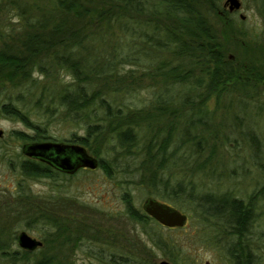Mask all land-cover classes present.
<instances>
[{"label":"trees","instance_id":"1","mask_svg":"<svg viewBox=\"0 0 264 264\" xmlns=\"http://www.w3.org/2000/svg\"><path fill=\"white\" fill-rule=\"evenodd\" d=\"M254 1L263 27L250 39L252 55L242 57L235 47L251 45L247 30L217 0H0V111L34 131L14 130L19 139L83 145L111 176L114 160L104 149L119 151L135 163L136 183L150 196L176 207L191 203L202 229L227 237L234 264H262L264 228L256 227L264 184L248 199L219 188L244 167L239 137L246 136L237 133L259 149L254 128H239L251 105L263 107L264 0ZM142 88L152 89L144 103L137 97ZM56 120L82 131L60 139L48 131ZM19 166L28 177L57 178L42 161L24 159ZM122 199L152 245L184 264L185 249L169 233L179 227L143 211L130 191ZM43 221L52 229L34 250L10 247L8 225L0 223V264H78L59 246L102 236L93 222L52 215ZM63 231L57 250H50ZM139 250L86 253L99 254L104 264H156L153 248Z\"/></svg>","mask_w":264,"mask_h":264},{"label":"rangeland","instance_id":"2","mask_svg":"<svg viewBox=\"0 0 264 264\" xmlns=\"http://www.w3.org/2000/svg\"><path fill=\"white\" fill-rule=\"evenodd\" d=\"M241 1V8L234 10L229 9L228 4L225 3L226 0H217V3L222 9L230 13V16L236 20L238 27L241 26V28L247 30L248 38L246 36V39L251 42L250 39L254 34L262 29L263 19L254 0ZM221 15H224L223 11H221ZM251 47H254L253 42L250 46L246 43L244 46L235 47L236 49L233 45V48L242 57L252 55L253 49ZM151 91V88L140 89L137 94L138 100L142 103L146 102L151 97ZM261 98L263 107L259 110L251 105L248 115L244 118V123L239 126V128L245 127L246 129L249 127L254 128L256 135L259 137V149L255 152V148L248 145L250 141L248 134L237 133L238 136H246L244 141L239 137L244 167H239L232 176L223 178L219 187L221 192L231 190L235 195L245 199H248L250 193L259 190L264 184V88H262ZM207 107L209 109L214 108L213 98L207 102ZM0 130L2 131L0 135V218L3 219L0 223L4 226L8 225L5 235L9 239L10 247L16 248L20 245L15 236H18L22 231L43 241V233L52 229L49 224H44L43 220L45 218L38 213L40 210L28 209L24 206L26 199L23 201V198L20 197L25 194L32 195L37 199L38 204L44 198L43 195L47 196L45 198L49 199V203L46 208L48 207L49 214L58 216L57 211L59 209L57 210L55 204L51 201L58 194L59 184L57 176V178L47 179L44 177H28L21 173L19 166V160L23 157L21 146L28 141L19 139L14 130L33 133L32 129L22 121L0 111ZM73 130L82 131L71 124H65L58 120L54 121L48 129L49 133L60 139L68 137ZM104 150L106 159L114 160L110 162L113 168L112 176L107 174L104 168L97 167L92 170H81L73 178H66L64 182V194H66L67 199L65 210L67 219L65 218V220L67 221L68 218L70 220L79 219L80 222L85 221L87 225L93 222L96 224V228H99L102 236L100 240L92 239V241L85 237L79 246L69 243L59 246L58 249L61 250L60 252L64 257L68 254L70 259L78 264H104L98 259L99 254L92 256L86 253L87 249H96L97 253L102 255L111 252L130 254L136 253L137 250L142 248L143 244H146L148 247L153 248L155 252L153 260L156 264L163 259L171 261L160 249L152 245L144 226L134 222L126 215L125 202L122 199L125 190L132 193L134 203L137 206H141L145 198L150 196V191L145 185L136 183L139 174L135 171V163L123 159L121 153L117 150L115 152L114 149ZM91 155L96 157L94 154ZM10 160H12L13 165L10 164ZM239 162L242 163L241 158ZM228 164L230 167L234 166L231 162ZM221 167L225 168V166ZM28 202L27 204L30 206L31 202ZM177 208L185 212L188 218L183 226L171 230L169 233H172L185 249L182 258L183 263L231 264L226 250L228 238L221 235H210L209 230L206 232L202 229L198 217L199 213L191 203H181V206L177 205ZM257 211L260 218L256 228L261 231L264 228L263 196L258 198ZM6 218L11 221L7 223ZM97 224H99V227H97ZM166 231L168 232V230ZM199 232L201 233L200 237L198 236ZM66 233V231H63L57 241H52V245L48 246L49 249L57 250L58 241L62 240ZM112 238L122 243L123 248L109 245L106 239L111 240Z\"/></svg>","mask_w":264,"mask_h":264},{"label":"water","instance_id":"3","mask_svg":"<svg viewBox=\"0 0 264 264\" xmlns=\"http://www.w3.org/2000/svg\"><path fill=\"white\" fill-rule=\"evenodd\" d=\"M230 10L239 9L241 0H226ZM242 17H244L242 15ZM2 131L0 130V134ZM23 153L37 157L51 165L73 172L78 167L87 166L95 168L98 165L97 157L91 155L83 145L63 144L58 141H33L23 144ZM143 209L157 221L167 227H181L188 215L176 206L154 196H148L143 201ZM18 243L21 247L34 250L43 244L41 239L22 231L18 234ZM157 264H176L169 260H160Z\"/></svg>","mask_w":264,"mask_h":264},{"label":"flooded vegetation","instance_id":"4","mask_svg":"<svg viewBox=\"0 0 264 264\" xmlns=\"http://www.w3.org/2000/svg\"><path fill=\"white\" fill-rule=\"evenodd\" d=\"M1 135V134H0ZM61 143H63V144H78V143H75V142H67V141H65V140H63ZM21 147H23V144H22V146ZM21 154H22V159L21 160H19V164H20V162L22 161V160H24V159H32V160H35V161H42V162H44V163H46V164H48L50 167H52L53 168V171H52V173H54V174H57V177H58V184H59V187H58V194H57V196H56V198L55 199H53V201H51V202H53L54 204H55V207L57 208V210L59 209V211H57V213H58V218L60 219V220H63V221H65V218H66V212H65V210H66V194H64L65 193V191H64V182H65V179L66 178H73L74 176H76V174H78L81 170H92V169H96L97 167H101V166H97V167H95V168H90V167H87V166H82V167H78L75 171H73V172H69V171H65V170H63V169H60V168H57V167H55V166H53V165H51L50 163H48V162H46V161H43V160H41V159H39V158H37V157H33V156H28V155H26L25 153H23V151H22V149H21ZM10 164H12L13 165V162H12V160H10ZM48 169V168H47ZM52 170V169H51ZM57 171V172H56ZM42 177H44V178H47V179H51L52 177H50V176H48V175H43ZM43 199H41V201H40V203H38L37 204V202H36V200L37 199H35V197L34 196H32V195H29V194H25L23 197H20V198H23V201H24V199H26V201H25V206L28 208V209H30V210H40L38 213H40L39 215H41L42 217H44L45 219L46 218H48L49 216H50V214H49V212L50 211H48V207L46 208V206L48 205V203H49V199H46L45 197H47V196H44L43 195ZM28 201H30L31 202V205L29 206V204H27V203H29ZM142 204H143V202H142ZM141 208L143 209V206L141 205ZM143 211H145L144 209H143ZM146 212V211H145ZM147 213V212H146ZM75 220V219H74ZM73 242V241H72ZM72 242H70V243H72ZM43 244H44V240H43ZM72 244H74V243H72ZM229 260H230V263L231 264H234L235 263V261L234 260H232V259H230L229 258ZM262 264H263V260H262Z\"/></svg>","mask_w":264,"mask_h":264}]
</instances>
